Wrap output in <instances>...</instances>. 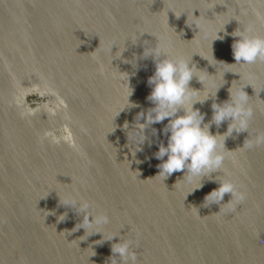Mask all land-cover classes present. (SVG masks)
<instances>
[{
	"label": "water",
	"instance_id": "95a60500",
	"mask_svg": "<svg viewBox=\"0 0 264 264\" xmlns=\"http://www.w3.org/2000/svg\"><path fill=\"white\" fill-rule=\"evenodd\" d=\"M257 12L264 15V0H0V264H109L121 238L131 242L135 264H264V145L242 148L246 130L226 138L224 170L247 198L218 212L219 204L203 201L222 171L187 194L199 180L157 175V144L134 154L123 127L151 106L153 59H137L136 67L128 61L155 44L154 34L205 70L197 73L207 76L206 91L220 86L194 105L205 122L213 100L228 99L232 83L240 87L252 74L249 132H264V63L218 62H235L230 34ZM257 29L264 34V25ZM218 30L222 40L214 39ZM128 83L139 107L122 109ZM190 87L203 84L194 76ZM164 123L152 127L159 132ZM228 123L210 130L222 134ZM146 134L156 140L151 128ZM70 192L110 218L89 231L118 236L70 232L83 219L60 204Z\"/></svg>",
	"mask_w": 264,
	"mask_h": 264
},
{
	"label": "clouds",
	"instance_id": "9594fccd",
	"mask_svg": "<svg viewBox=\"0 0 264 264\" xmlns=\"http://www.w3.org/2000/svg\"><path fill=\"white\" fill-rule=\"evenodd\" d=\"M199 15L193 14L196 17H199ZM257 22L264 25V15H261L259 12L256 13L255 21H250L246 25L236 28L230 34L234 38L231 48L235 62L231 64L224 61L218 62L227 65L264 63V34L258 31ZM193 24L200 30V26L195 21H193ZM221 31H217L214 39L222 40L224 38L219 35ZM152 35L155 37V44L144 47L139 57L134 54L133 58L128 61L133 67H136L137 59L151 57L155 63L154 73L147 80L151 91L146 99L150 102L151 106L147 109H141L136 113L131 127H129L128 122H125L123 125L126 130L128 143L134 154L137 151H142L145 143L149 147H151L153 142L157 144V151L153 153V156L160 161L157 165L159 169L157 175L162 176L163 179L174 172H183L182 180L188 184H193L198 179L199 183L193 186L187 194L203 186V177L211 176L212 173L218 170L222 171L223 175L215 177L218 187L205 195L203 203L205 206L213 203L219 204L218 212L221 211L222 205L227 206V211H233L247 198V193L224 170L225 160L231 155L230 152L225 151L227 149L225 147V140L227 137L232 136L234 132L238 134L246 130L248 136L244 140L242 148L250 149L264 145V132H249L255 108L250 103V96L245 91V86H252L250 81L254 77L252 74H248L247 79L249 82L244 83L240 87H233L232 83V86L228 89L229 97L223 102L217 103L214 99L211 105V121L205 122L204 113L194 107V105L197 103L203 104L209 96L215 97L220 86L215 88L214 94L211 90L206 91L205 80L207 76L198 75L197 70L200 69L191 62L192 56L189 59L183 52L175 50L166 36ZM129 39L133 43L137 40L133 41L131 38ZM113 45H111V51ZM123 50L120 51V55ZM202 57H205L209 64L215 65L206 56ZM212 60L217 61L213 53ZM200 71L204 72L205 70ZM206 73L211 75L208 71ZM194 76L203 84L202 90L190 87V81ZM240 78L241 74L239 73ZM128 87L130 88L126 96L128 102L124 104L122 109L126 106L128 108L139 107L137 103L130 101L129 97L133 89L129 86V83ZM165 120H167V123L163 124L159 132L156 128L152 127L155 124L163 123ZM224 121L229 122L224 133H213L210 130L212 124L219 127ZM149 128H151L152 137H156L155 141L146 134V130ZM160 134L166 137V143L159 139ZM225 194H231V198L226 203H221ZM59 200L60 204L66 208L83 212L82 221L76 224L70 232L83 228L87 235L102 233L99 230L89 231V229L93 227L99 228L109 223L110 218L108 214L94 211L92 202L79 193H67L63 199L59 196ZM66 216L67 212L61 213L59 220L63 221ZM115 236L118 235L112 234L105 238L103 234V239L112 240ZM111 253L109 264H129V261L135 264L136 255L131 248V242L128 240L121 238L119 241L112 243ZM116 257L119 260L115 259Z\"/></svg>",
	"mask_w": 264,
	"mask_h": 264
}]
</instances>
